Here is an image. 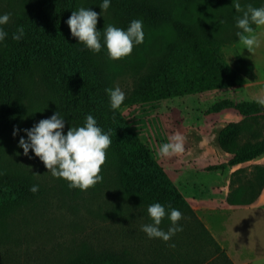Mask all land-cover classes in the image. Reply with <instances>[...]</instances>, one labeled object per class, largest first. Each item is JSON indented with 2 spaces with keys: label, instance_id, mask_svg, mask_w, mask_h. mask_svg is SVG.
I'll return each mask as SVG.
<instances>
[{
  "label": "rangeland",
  "instance_id": "obj_1",
  "mask_svg": "<svg viewBox=\"0 0 264 264\" xmlns=\"http://www.w3.org/2000/svg\"><path fill=\"white\" fill-rule=\"evenodd\" d=\"M171 1L175 3L177 12L186 11L198 17L209 18L218 41L220 59L227 69L238 73L237 84L228 89H212L125 105L119 112L167 174L173 172L180 156H175L170 164L172 156L157 155L160 144L167 142L176 132L186 137L185 154L198 158L194 165L197 168L182 171V175L177 178L180 184L177 185L189 203H195L197 207H209L215 201L218 202L219 196L211 194L213 200H208L207 194L213 187L209 183L212 175L200 168L205 165V161L209 164L216 161L222 165V178L228 174L231 156L219 147L223 133L234 126L233 130L230 129L235 133L232 140L238 145L256 143L264 138V120L260 116L243 118L232 110L214 113L210 108L223 100L236 103L264 100V45L254 53L243 49L236 36L238 29L235 27V17L240 13L233 8V0L215 9L201 1ZM239 2L242 7L247 4L253 7L264 5V0ZM22 8L20 0H0V13L10 12L11 19ZM102 15L114 26L124 29L114 12L104 11ZM143 31L144 42L134 46L130 56L110 63L111 88L119 86L125 92V97L136 88L137 75L145 70L144 59L147 55H159L163 43L176 38L170 26L156 30L153 38ZM233 37H237V40L233 41ZM222 49H227L231 56L226 57ZM241 63L252 65V79L240 69ZM24 89L21 102L30 109L27 118L29 123L24 128H31L40 119L50 117L58 111L51 93L42 82L25 84ZM69 127L71 126L65 121V133ZM24 135L23 132L21 136ZM19 138L20 136H0V170L32 176L40 186V195L7 223L4 233L7 237L0 244V264H64L68 257L83 249L110 252L126 250L145 264H225L210 240L199 234L198 229H193L187 213L183 214L180 221L183 231L169 242L175 244L174 248L168 247L162 240L149 239L140 230L142 224L150 223L147 206L136 201L121 183L118 166L110 163L107 158L101 167L102 182L86 191L69 189L66 181L54 178L47 172L31 150V159L23 155V150L18 147ZM193 145L208 147L204 151H198L191 149ZM259 158L264 164V154L257 159ZM254 168L252 175L255 173ZM191 197H194L195 202ZM225 201L228 203V200ZM230 219L232 218L227 216L208 218L215 237L221 235L224 224L233 226V248L258 249L261 254L258 264H264V221L261 220L262 227L246 228L244 224L234 228L236 223L229 221ZM169 223L165 218L160 227L166 231ZM253 223L254 221H250V224ZM242 252L244 257H248L246 249Z\"/></svg>",
  "mask_w": 264,
  "mask_h": 264
},
{
  "label": "trees",
  "instance_id": "obj_2",
  "mask_svg": "<svg viewBox=\"0 0 264 264\" xmlns=\"http://www.w3.org/2000/svg\"><path fill=\"white\" fill-rule=\"evenodd\" d=\"M183 1H201L215 9L230 0ZM101 2L20 0L23 8L4 25L9 35L0 44V136L14 137V127L25 129L24 125L29 123L27 118L30 109L21 102L24 86L42 82L68 125L81 126L85 116L92 114L103 131H110L112 143L106 158L118 166L121 183L137 202L145 206L159 202L179 209L182 214L187 213L193 229H198L199 234L210 240L225 264H232L164 169L138 140L119 110L115 115L110 110L105 89L111 88L110 63L113 60L107 57L106 49L92 53L70 35L65 21L72 11L85 7L98 12L101 11ZM107 11L117 15L124 29L131 20L141 19L143 30L151 38L163 26H170L176 35L174 41L163 43L159 55H147L144 59L145 70L138 73L136 88L125 97L122 106L236 86L238 73L227 69L222 63L218 41L208 17H198L186 11L177 12L171 0H111ZM109 23L104 17L98 16L97 30L103 33L104 25ZM17 26H23L25 30L24 37L19 41L11 38ZM232 39L236 41L237 37ZM239 67L248 78H253L252 65L241 63ZM227 110L243 118L260 116L264 120V104L259 102L223 100L210 108L214 113ZM233 128L231 126L226 130L219 140V147L231 156L229 166L253 161L264 154V138L256 143L238 145L232 140L235 136L231 131ZM22 134L21 131L15 137ZM254 170L259 189H262L264 167H255ZM34 184L38 185L30 175L0 170V244L7 237L4 234L7 223L40 195V186L36 193L29 190ZM227 198L228 203L234 205L233 195ZM64 264L145 263L126 250L110 252L83 249L68 257Z\"/></svg>",
  "mask_w": 264,
  "mask_h": 264
},
{
  "label": "clouds",
  "instance_id": "obj_3",
  "mask_svg": "<svg viewBox=\"0 0 264 264\" xmlns=\"http://www.w3.org/2000/svg\"><path fill=\"white\" fill-rule=\"evenodd\" d=\"M111 0H102L99 5L101 12L97 13L90 8L80 7L72 11L65 21L70 30V35L78 40L92 53H100L106 49L110 60H120L131 55L134 46L144 42L143 21L133 19L126 29L116 27L109 23L103 27V33L97 30L98 16L110 7ZM233 8L240 15L235 17V27L238 29L236 36L239 38L243 49L254 53L264 45V5L253 7L247 4L242 7L239 0H233ZM10 12L0 13V44L8 38L9 33L4 25L10 22ZM255 25V28H253ZM25 35L23 26H17L11 34L12 40L19 41ZM226 57L231 53L227 49L221 50ZM105 93L109 98V107L113 115L119 110L125 100V92L119 86L106 88ZM264 104V100L259 101ZM65 119L59 111L50 117L40 119L31 128H13V136L24 132L20 136L18 147L23 150V155L29 159L34 154L43 163L52 177L67 182L69 189L86 191L102 182L101 167L105 164L106 153L112 140L110 131H103L97 124L96 118L88 114L81 126H71L65 133ZM186 137L179 132L173 133L167 142L161 143L157 155L160 157L179 156L185 151ZM39 185H32L30 191L36 193ZM150 223L142 224L140 230L149 239H159L174 248V243H169L179 232L183 231L180 221L182 212L171 205L159 202L147 206ZM167 218L170 222L165 231L160 227L162 220Z\"/></svg>",
  "mask_w": 264,
  "mask_h": 264
},
{
  "label": "crops",
  "instance_id": "obj_4",
  "mask_svg": "<svg viewBox=\"0 0 264 264\" xmlns=\"http://www.w3.org/2000/svg\"><path fill=\"white\" fill-rule=\"evenodd\" d=\"M208 146L205 145H193L191 149L204 151ZM187 146H185V150ZM180 159L178 160L177 165L173 167V172L171 174L165 173L169 179L174 183L178 188L180 193L186 199L183 191H181L179 185V180L177 179L182 175V171L190 168H197L194 165L195 161L198 158L189 157V154L182 153L179 155ZM175 159V156H172L169 163H172V160ZM220 162H214V164H209L205 161V165H202L200 170H204L206 173L212 175L211 181L212 186L210 192L207 194L208 200H213L211 194H216L219 196L218 202L212 203L209 207H197L195 203H189L198 217V219L203 223L207 228L211 236L218 243L221 249L225 252L232 264H258V260L261 258V254L258 249L253 247H236L235 249L232 246V240L235 238L231 229L233 226L223 225V231L221 235L216 238L211 231L210 223L208 218L213 217H223L227 216L232 218L229 221L235 222L236 225L234 228L242 227L245 224L246 228L252 227H262L261 220L264 221V187L259 189L258 181L255 179V173L252 175V170L254 167H264V164L259 159L244 163L242 165L230 166L228 169V174L222 178V168ZM251 168V169H250ZM247 169V171L245 170ZM246 176V177H245ZM233 195V204L230 205L225 200L229 194ZM193 202L194 197H191ZM250 200L252 202H250ZM250 203V204H247ZM250 221H254L253 224H250ZM239 223V224H238ZM248 239V238H247ZM245 239V241L247 240ZM249 253L248 257L243 256V250Z\"/></svg>",
  "mask_w": 264,
  "mask_h": 264
}]
</instances>
